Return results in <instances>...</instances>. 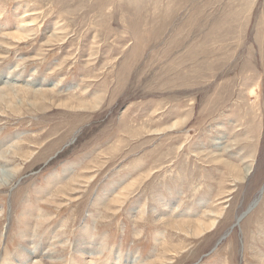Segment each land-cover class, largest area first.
Wrapping results in <instances>:
<instances>
[{
	"label": "rangeland",
	"instance_id": "374dc122",
	"mask_svg": "<svg viewBox=\"0 0 264 264\" xmlns=\"http://www.w3.org/2000/svg\"><path fill=\"white\" fill-rule=\"evenodd\" d=\"M0 77V264H264V0H0Z\"/></svg>",
	"mask_w": 264,
	"mask_h": 264
},
{
	"label": "bare ground",
	"instance_id": "6f19581e",
	"mask_svg": "<svg viewBox=\"0 0 264 264\" xmlns=\"http://www.w3.org/2000/svg\"><path fill=\"white\" fill-rule=\"evenodd\" d=\"M1 77H0V79H1ZM4 83L6 84L8 82H4ZM25 94H27V93H25ZM9 141H6V140L0 141V177H2L4 179H5V177L10 175L7 169L9 167V163L13 160V156L15 154L14 153L15 150L12 152L10 151L13 149V146H11L12 149L7 148L8 150L1 151V149L3 147H5V145H7V143H9ZM12 171H14V170H12ZM249 172H250V169H247L245 171L244 175L247 176L249 174ZM11 174L13 175V173H11ZM2 178H0V180ZM42 193L41 192L37 193L38 199H42V198H40L41 195H43V196L45 195ZM48 202L50 203V201H48ZM35 210L36 209H34V210L28 209V211L24 210L23 213L21 214L20 219L23 221L24 230H26L27 232H31V229L34 228L33 225L36 226V224L39 223V226L37 225V227H40L41 224H43V222L46 221V219L43 218L44 215L43 216L41 215L42 212L39 211V209L37 211H35ZM37 218L39 219V220H37L38 222L36 221ZM34 220H35L36 224H35ZM37 227H35V228H37ZM82 235L84 236L83 237V239H84L85 235L84 234H82ZM23 236H25V234ZM58 239L59 238L56 234L54 235L53 233H51L49 231L44 236L37 237L36 239L35 238H33L32 240H29V239L25 240L24 239V241L21 240L20 241L21 243L19 242L20 244H18L17 248L14 250L15 251L14 254H11L12 256H10V255L8 256L10 258L8 259V261H6V264H48V263L53 264L54 261H51V260H60V257L58 256L59 250L56 249L57 248L56 242ZM78 241L83 242L84 240L78 239ZM79 242L77 244L78 246H79ZM78 246L76 248L73 246V258H71L73 261H75V264H79V261L81 260L79 258H80V255H81L80 253H81L82 249L79 248L77 251ZM77 254H80L79 257L77 256ZM93 254H95V253H93ZM111 261L114 264L115 263L119 264L120 260H118V258H116V259H113ZM123 261H125V264H136L137 263L136 259L132 258L130 261L129 257H126V259H123Z\"/></svg>",
	"mask_w": 264,
	"mask_h": 264
},
{
	"label": "clouds",
	"instance_id": "9594fccd",
	"mask_svg": "<svg viewBox=\"0 0 264 264\" xmlns=\"http://www.w3.org/2000/svg\"><path fill=\"white\" fill-rule=\"evenodd\" d=\"M12 179H13L12 176H7V177H5V179H4V183H10Z\"/></svg>",
	"mask_w": 264,
	"mask_h": 264
}]
</instances>
